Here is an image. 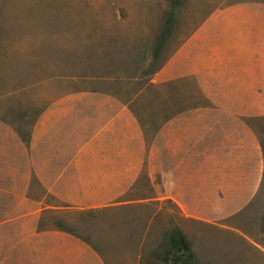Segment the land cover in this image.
<instances>
[{
  "label": "rangeland",
  "instance_id": "obj_1",
  "mask_svg": "<svg viewBox=\"0 0 264 264\" xmlns=\"http://www.w3.org/2000/svg\"><path fill=\"white\" fill-rule=\"evenodd\" d=\"M239 1L182 0L174 11L171 0H0V119L6 118L30 146L38 116L64 96L109 92L141 124L146 153L127 196L130 203L121 207L81 209L61 201L45 192L31 165L35 191L29 194L28 184L23 198L0 197V264L1 259L11 264V256L15 263L12 253L30 259L28 246L16 250L10 243L31 225L33 215H39V230L78 237L105 264H166L160 256L173 229L186 236L199 264H264V111L242 118L251 130L248 137L257 142L249 155L260 156L263 165L253 190L249 184L243 191L237 180L229 188L233 180H221L208 191H177L161 152L166 148L174 161L183 154L174 143L178 138L161 139L160 132L178 113L207 99H201L197 79L188 78V72L164 78L156 73L170 65L211 15ZM156 48H161L158 58ZM182 92L197 101L182 100ZM236 151V146L225 150L224 157L235 158ZM240 166L251 172L257 165ZM10 200L23 203L18 216L1 210ZM27 211L32 214L20 217Z\"/></svg>",
  "mask_w": 264,
  "mask_h": 264
},
{
  "label": "crops",
  "instance_id": "obj_2",
  "mask_svg": "<svg viewBox=\"0 0 264 264\" xmlns=\"http://www.w3.org/2000/svg\"><path fill=\"white\" fill-rule=\"evenodd\" d=\"M169 63L156 75L176 77L188 72V78L197 79L194 86L201 99H207V104L195 103L196 96L180 93L182 100L195 101L194 107L178 113L160 132L161 139L178 138L173 141L183 152L174 161L166 148L161 150L171 166L169 180L177 191L184 188L187 193L208 191L221 180H233L229 188L237 180L243 191L249 184L253 190L263 165L260 156L249 155L257 142L248 137L251 130L242 118L253 110L258 109L254 115L264 111V0L239 1L211 15ZM123 105L109 92L67 94L38 116L30 146L6 118L0 119V197L23 198L28 188L29 194L35 191L33 165L41 187L61 201L81 209L127 206L146 153L141 124ZM232 142L240 151L235 158H226L225 150H235ZM217 148L224 152H214ZM248 161L257 165L251 172L240 166ZM22 208L23 203L10 200L1 210L18 216ZM38 219L33 215L31 225L10 243L16 250L21 245L32 250L28 260L12 253L13 264H105L103 256L78 237L39 230Z\"/></svg>",
  "mask_w": 264,
  "mask_h": 264
},
{
  "label": "trees",
  "instance_id": "obj_3",
  "mask_svg": "<svg viewBox=\"0 0 264 264\" xmlns=\"http://www.w3.org/2000/svg\"><path fill=\"white\" fill-rule=\"evenodd\" d=\"M171 2L174 11L181 7L182 0H171ZM172 24L173 20H170L169 25ZM160 50L161 48H156V58L160 55ZM63 229L66 230L65 228ZM160 257L166 264H199L196 260L191 243L179 229L171 230L164 255Z\"/></svg>",
  "mask_w": 264,
  "mask_h": 264
}]
</instances>
